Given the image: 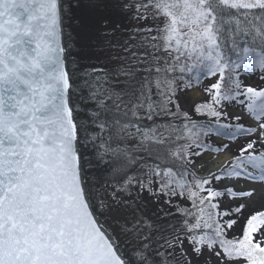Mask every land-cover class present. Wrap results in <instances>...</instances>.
I'll return each instance as SVG.
<instances>
[{
	"label": "snow or ice",
	"instance_id": "6c2138e0",
	"mask_svg": "<svg viewBox=\"0 0 264 264\" xmlns=\"http://www.w3.org/2000/svg\"><path fill=\"white\" fill-rule=\"evenodd\" d=\"M0 264H264V0H0Z\"/></svg>",
	"mask_w": 264,
	"mask_h": 264
}]
</instances>
